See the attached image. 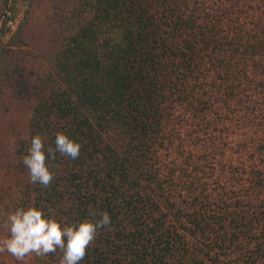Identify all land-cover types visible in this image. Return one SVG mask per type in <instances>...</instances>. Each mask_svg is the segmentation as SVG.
<instances>
[{
  "label": "trees",
  "instance_id": "trees-1",
  "mask_svg": "<svg viewBox=\"0 0 264 264\" xmlns=\"http://www.w3.org/2000/svg\"><path fill=\"white\" fill-rule=\"evenodd\" d=\"M222 24L199 1L29 0L0 51V163L10 164L0 255L17 264H264V135L250 176L220 182L219 199L195 192L215 177L213 136L203 164L166 167L149 156L166 140L163 105L190 98L186 82L207 59L229 74L264 58V31L245 43ZM256 116L259 126L264 113Z\"/></svg>",
  "mask_w": 264,
  "mask_h": 264
},
{
  "label": "rangeland",
  "instance_id": "rangeland-1",
  "mask_svg": "<svg viewBox=\"0 0 264 264\" xmlns=\"http://www.w3.org/2000/svg\"><path fill=\"white\" fill-rule=\"evenodd\" d=\"M186 1L190 4L192 1L204 2L209 13L222 18V26L226 28V33L229 30L231 37L236 36V39L245 43L251 36H255L256 33L262 34L264 31V0ZM28 4L29 0H0V51L12 40L13 34L24 18ZM238 24L241 28L237 26ZM205 63L208 65L190 75V79L186 82L185 93L190 94V98L186 101H177V94L175 97H170L167 104L163 105L166 113L171 112L165 121L166 140L153 144L149 153L151 164L155 163L156 156L166 167L168 165L185 167L191 162L203 164L204 155L209 153V157L212 158L211 147L214 144L209 143L208 139L209 135L213 136L215 146L218 148L216 149L218 156L213 168L215 177H211L210 174L204 177L198 184V191H195L196 195L197 192L202 193L201 199L204 201L206 197L219 199L222 192L219 190L222 187L221 183L232 185L236 182L235 178L247 179L250 176L248 173L251 172L252 165L259 156L256 149L258 146H254V143L264 135V121L259 126L256 124V115L261 116L264 113V85H262L264 58L257 56L255 61L243 59L241 63L236 62L232 67L237 68V73L229 74L225 70L228 67L219 70L209 65V59ZM258 65L260 66L257 69ZM233 87H236L233 91L236 96L233 95L232 99L229 95ZM249 96L258 105L254 113H251L252 111L249 110L251 108L247 107L246 97ZM203 140L204 142H201ZM209 164L206 165L207 170L213 172L210 170L213 165L209 166ZM9 165L6 161L0 163V180L4 179L3 174L8 175ZM244 168L246 173L243 171ZM58 171V175L65 173L62 167H59ZM227 171H230V174L222 175ZM238 171L241 173H237ZM220 174L221 176L218 177ZM192 190L193 187L184 192L188 201L192 196ZM173 199L179 201L177 197ZM4 255H0V264H17Z\"/></svg>",
  "mask_w": 264,
  "mask_h": 264
}]
</instances>
